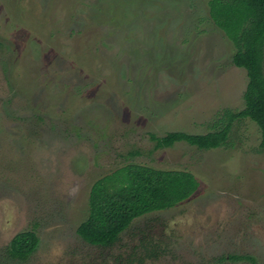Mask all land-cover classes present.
Masks as SVG:
<instances>
[{
    "label": "rangeland",
    "instance_id": "1",
    "mask_svg": "<svg viewBox=\"0 0 264 264\" xmlns=\"http://www.w3.org/2000/svg\"><path fill=\"white\" fill-rule=\"evenodd\" d=\"M208 1L0 0V264H264L256 123L234 120L211 149L152 139L210 132L244 107L246 72ZM130 162L199 186L113 246L85 242L91 186ZM24 231L38 244L13 259Z\"/></svg>",
    "mask_w": 264,
    "mask_h": 264
},
{
    "label": "trees",
    "instance_id": "2",
    "mask_svg": "<svg viewBox=\"0 0 264 264\" xmlns=\"http://www.w3.org/2000/svg\"><path fill=\"white\" fill-rule=\"evenodd\" d=\"M208 4L214 24L236 49L233 64L246 72L244 107L236 112L224 110L213 130L207 133L171 131L160 137L152 135L155 147L185 141L200 149L217 148L226 144L234 120L249 118L260 130L259 146L264 150V0H209ZM198 186V180L189 171L127 163L93 183L87 217L76 232L89 244L113 246L135 219L186 200ZM37 244L38 236L33 231L18 233L10 242L8 255L26 260Z\"/></svg>",
    "mask_w": 264,
    "mask_h": 264
}]
</instances>
